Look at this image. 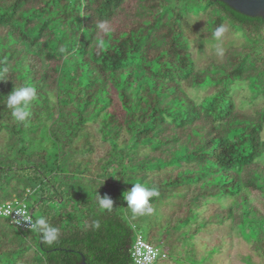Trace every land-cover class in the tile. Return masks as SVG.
Masks as SVG:
<instances>
[{"label": "trees", "instance_id": "trees-1", "mask_svg": "<svg viewBox=\"0 0 264 264\" xmlns=\"http://www.w3.org/2000/svg\"><path fill=\"white\" fill-rule=\"evenodd\" d=\"M199 14L198 39L229 22L245 43L197 67L187 30ZM235 83L264 98V17L222 1L0 0V204L23 200L59 231L48 244L0 218V264H133L139 229L123 195L134 183L158 191L152 209L171 205L167 231L145 241L165 251L173 232L229 225L264 260V202L252 198L264 200V106L237 108ZM25 85L36 97L22 123L4 102ZM208 85L200 100L186 92ZM91 125L108 145L100 172Z\"/></svg>", "mask_w": 264, "mask_h": 264}, {"label": "rangeland", "instance_id": "rangeland-1", "mask_svg": "<svg viewBox=\"0 0 264 264\" xmlns=\"http://www.w3.org/2000/svg\"><path fill=\"white\" fill-rule=\"evenodd\" d=\"M189 20L191 28L187 30L191 37L189 40V47L194 56V62L197 67H203L208 58L221 59L226 50L231 46H240L245 43V37L239 27H232L229 22L223 24V31L219 38L212 40H200L197 38L199 31L206 28L205 15L199 14L192 16ZM195 18H198L195 21ZM248 83H235L231 90V95L234 97L237 108L252 111L254 108L264 106V98L256 97L254 92L248 88ZM214 86L208 85L200 89L186 88L187 94L195 100H200L202 97L213 94ZM90 130L95 133V126L91 125ZM93 133V134H94ZM264 139V131L262 133ZM0 142L4 141L0 136ZM94 151L91 156V163L89 169L92 172H100L98 164V154L104 152L108 145L103 144L102 141L94 134L92 139ZM0 143V144H1ZM264 160V158H263ZM254 203L261 207L264 200L258 196L253 195ZM125 213L135 222L144 239L149 232L161 233L159 226L163 227L162 231L166 230V220L171 205L164 207L161 211L153 209L149 214L133 215L131 210L127 208L125 201ZM214 205H210L202 212V215L209 214ZM37 210L35 211V215ZM167 214V216H166ZM151 223L155 228L150 230ZM157 224V225H156ZM150 226V227H149ZM176 231V230H175ZM171 234V233H169ZM172 236H166L167 244L166 250L168 259L158 264H264V260L253 252L246 243V238H241L237 230H232L229 225L222 226H208L203 228L196 237L185 235L181 233L180 237L173 232Z\"/></svg>", "mask_w": 264, "mask_h": 264}, {"label": "clouds", "instance_id": "clouds-1", "mask_svg": "<svg viewBox=\"0 0 264 264\" xmlns=\"http://www.w3.org/2000/svg\"><path fill=\"white\" fill-rule=\"evenodd\" d=\"M104 27L103 24L100 25ZM223 29L217 28L214 36L219 38ZM36 97V90L30 85H25L19 88L13 87L7 95L4 102L5 106L11 110V116L18 122H26L30 117V104ZM123 199L127 202L133 215L149 214L153 211L150 205V199L159 195L154 188H149L142 183H134L129 191L125 192ZM97 201L99 206L105 210L113 208V201L107 195L101 197L97 192ZM30 227L42 234V241L48 244L54 243L58 239L59 231L56 227L50 225L44 218H40L34 222H30ZM95 227H99V222L95 223Z\"/></svg>", "mask_w": 264, "mask_h": 264}, {"label": "built area", "instance_id": "built-area-1", "mask_svg": "<svg viewBox=\"0 0 264 264\" xmlns=\"http://www.w3.org/2000/svg\"><path fill=\"white\" fill-rule=\"evenodd\" d=\"M0 218L7 219L9 223L20 231H29L30 222H34L32 212L26 202L19 200L6 201L0 204ZM134 241L130 249L133 264H158L168 259L167 254L144 240L141 232L133 226Z\"/></svg>", "mask_w": 264, "mask_h": 264}, {"label": "water", "instance_id": "water-1", "mask_svg": "<svg viewBox=\"0 0 264 264\" xmlns=\"http://www.w3.org/2000/svg\"><path fill=\"white\" fill-rule=\"evenodd\" d=\"M249 17H264V0H218ZM79 264H88L82 258Z\"/></svg>", "mask_w": 264, "mask_h": 264}]
</instances>
